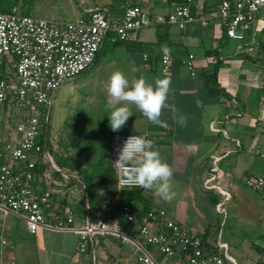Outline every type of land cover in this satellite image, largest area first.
<instances>
[{"label":"crops","instance_id":"obj_1","mask_svg":"<svg viewBox=\"0 0 264 264\" xmlns=\"http://www.w3.org/2000/svg\"><path fill=\"white\" fill-rule=\"evenodd\" d=\"M185 1L166 2V9L157 11L152 5L156 3L153 0H82L84 13L79 19L86 18L89 10L106 8L119 20L127 7H142L153 21L171 13ZM192 10L210 17L209 26L194 22L180 30L167 25L160 34L168 41L159 40L157 25L146 27L144 33L143 29L131 33L125 43L115 45L114 36L111 38L113 47L121 48L127 58V63L117 66L130 82L140 76L149 83H154L155 78L171 81L168 106L161 115L167 127L149 122L134 106L128 131L138 135L149 133L147 138L154 141V150H158L173 169L176 195L170 202H165L152 191L144 190V194L149 200L150 211H165L189 233L202 237L208 252L223 253L220 245H225L228 254L240 264H263L264 193L248 188L245 179L264 177V39L260 36L264 27L254 25L256 20L259 21L256 17L251 25L239 30L242 39L233 40L228 38L220 20L212 16L213 3L209 0H192ZM165 45L171 49L169 56L174 58L169 73L162 72L160 63L165 56L161 48ZM215 49L219 50L218 56L222 60L218 74L222 92L211 95L206 86V75L213 72L215 59L208 57L206 52ZM191 54L195 56L194 75L185 65ZM144 55H148V61ZM102 65L100 68L106 66ZM178 115L186 118L185 126L174 120ZM114 153L115 147L111 158ZM77 183L82 198L75 206L62 204L56 198L55 209L48 218L50 223L55 224L56 217L66 210L75 213L76 228L86 224L88 214L90 219L86 187L80 179ZM42 185L45 187L46 184ZM102 192H93V195ZM135 206L142 210L144 204ZM220 206L225 209L224 225L227 226L228 219L236 221L245 228L246 238L222 233ZM99 223L113 228L114 233L95 236L88 252L79 253L80 235L74 231L43 228L32 236L23 220L0 215V233L13 244V250L5 254L0 264H139V250L126 240L143 243L138 229L126 233L120 227V219ZM23 233L26 240H23ZM149 250L161 264H173L154 249Z\"/></svg>","mask_w":264,"mask_h":264},{"label":"built area","instance_id":"obj_2","mask_svg":"<svg viewBox=\"0 0 264 264\" xmlns=\"http://www.w3.org/2000/svg\"><path fill=\"white\" fill-rule=\"evenodd\" d=\"M153 1L173 3L176 0ZM209 1L213 3L212 16L220 20L228 38L233 40L242 39L239 30L251 25L264 9V0ZM87 14L86 18L74 22H61L21 15L17 11L0 12V108L8 105L11 112L14 109L28 111L27 115L20 116L7 135L0 134V215H12L23 220L32 236L43 228L74 231L80 235L79 253L88 252L95 236L114 233V230L102 223L92 224L89 214L86 224L76 228V215L72 210L57 216L55 224L48 220L55 209V193L48 187L49 174H44V187L37 170L48 163L55 167L53 158L45 149L55 93L95 64L110 33L114 34L113 42L125 43L131 33L151 25L176 26L185 30L188 24L194 22L208 27L211 19L194 13L192 0H186L171 13L158 16L153 21L142 7H127L119 20L106 8L89 10ZM144 59L148 61V55H144ZM160 63L162 72L169 73L174 58L163 56ZM185 65L194 75L193 54L185 60ZM262 128L264 132V122ZM132 135L138 134L125 133L116 139L112 158L116 200L126 192L143 189L125 184L120 169L113 163L117 158V149ZM245 185L264 193V177H248ZM225 196L230 198L228 194ZM219 210L226 217L225 209L220 206ZM140 211V208L130 205L122 209L123 219L138 229L143 240L142 243L126 238L139 250V264H161L150 248L165 259L172 260L173 264H240L228 254L225 245H220L223 253L208 252L202 237L189 233L170 219L165 211L151 210L139 214ZM11 250L12 242L0 233V261Z\"/></svg>","mask_w":264,"mask_h":264},{"label":"rangeland","instance_id":"obj_3","mask_svg":"<svg viewBox=\"0 0 264 264\" xmlns=\"http://www.w3.org/2000/svg\"><path fill=\"white\" fill-rule=\"evenodd\" d=\"M167 4L156 2L152 5L158 11L166 9ZM13 10L21 15L61 22H74L84 13L82 0H18V5L14 6ZM257 17L259 21L256 20L254 25L264 27V9ZM143 30V33L146 32V28ZM260 36L264 39V30ZM125 62L127 63V58L124 57L121 48L113 47L109 36L97 63L77 79L65 83L54 95L45 149L53 158L55 166L58 167L57 162L66 172L63 177L55 176L54 172L57 171L48 163L50 176L48 187L62 204L63 200H66L65 205L75 206L76 201L82 198L81 187L77 181L79 179L83 181L87 175L97 178L92 184V191L96 193L103 191L98 176L113 154L117 137L130 133L128 129L133 120L134 105L129 106L132 116L129 117L125 126L118 132H113L109 126L108 117L113 108L108 105L109 97L106 91L109 76L114 72L113 70L117 71ZM102 64L106 66L100 68ZM27 114L26 110L14 109L11 112L8 105L2 106L0 108L1 136L7 135L20 120V116ZM69 174L75 179L76 184L70 185ZM79 206L82 208V203H79ZM224 219L221 215L222 233L225 232L226 236L230 234L236 238H246L245 228L230 219L227 220L226 226ZM22 237L23 240L27 239L24 233Z\"/></svg>","mask_w":264,"mask_h":264},{"label":"clouds","instance_id":"obj_4","mask_svg":"<svg viewBox=\"0 0 264 264\" xmlns=\"http://www.w3.org/2000/svg\"><path fill=\"white\" fill-rule=\"evenodd\" d=\"M161 51L165 56L171 54V49L166 45L162 46ZM170 85L169 78H155L154 83H149L144 76L130 82L123 72L114 71L106 84L108 105L113 108L108 115L111 130L118 132L125 126L132 116L130 105L139 109L149 122L167 127L161 115L168 106ZM172 110L176 111L174 107ZM174 120L181 126L187 123L183 115L174 116ZM148 135L145 132L144 135L127 137L122 147L117 149V158L113 163L120 169L125 184L152 191L165 202H170L176 195L173 169L161 158L160 152L154 150V141L148 139Z\"/></svg>","mask_w":264,"mask_h":264},{"label":"trees","instance_id":"obj_5","mask_svg":"<svg viewBox=\"0 0 264 264\" xmlns=\"http://www.w3.org/2000/svg\"><path fill=\"white\" fill-rule=\"evenodd\" d=\"M17 5H18V0H12V1L11 0H0V12L1 13H13L15 12L13 10V7ZM166 26L167 25L157 26L160 41H164V40L168 41L167 38L165 39L161 37V34H160L161 31L164 30ZM109 36L112 38L114 34L110 33L108 37ZM117 44H120V42H115V45ZM104 45L102 49L104 48ZM262 46L264 48V43ZM101 51L98 54V58L101 55ZM206 55L208 57H213L215 59L213 72L211 74L206 75V86H207L208 92L211 95H218L222 92V90L219 88V85H218V74H219L220 66L222 64V60L218 56L219 50L215 49L213 51H207ZM56 165L60 168L62 172L66 173L65 169L63 167H60L57 162H56ZM48 169H49L48 164L41 165L38 168L37 173L39 176L40 183H44V174L46 173ZM54 173H55V176L63 177V175L59 172H54ZM69 175L70 177H72L71 174ZM95 179L97 178L91 175H87L85 179L83 180V183L86 187V191L88 193V198H89L90 222L92 224H98L100 221L109 222L114 219H120V227L126 233H131V230L134 227L132 224L126 222L123 219L122 209L125 205H130L132 207H135L137 203H142L144 204V207L139 212V214H145L146 212L150 211L149 210L150 209L149 200L144 194V189L133 191V192H126L119 199L116 200L115 191H114L115 180H114V171L112 169V158L108 160L107 166L101 170V173L98 176L101 186L103 187V192L100 195H93V191L91 187ZM69 183L70 185H74L76 184V181L74 178H71L69 179ZM54 198L56 200L57 198L56 194H54ZM63 204H66L65 200H63Z\"/></svg>","mask_w":264,"mask_h":264},{"label":"water","instance_id":"obj_6","mask_svg":"<svg viewBox=\"0 0 264 264\" xmlns=\"http://www.w3.org/2000/svg\"><path fill=\"white\" fill-rule=\"evenodd\" d=\"M53 168H54L56 171H59V170H58V168H57L56 166H55V167H53Z\"/></svg>","mask_w":264,"mask_h":264}]
</instances>
